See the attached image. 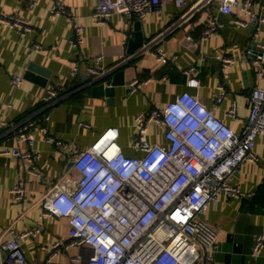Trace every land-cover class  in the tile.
<instances>
[{
	"label": "crops",
	"instance_id": "1",
	"mask_svg": "<svg viewBox=\"0 0 264 264\" xmlns=\"http://www.w3.org/2000/svg\"><path fill=\"white\" fill-rule=\"evenodd\" d=\"M257 1L263 5L264 14V0ZM96 3L97 0H64L70 13L52 17L57 0H0V14H18L32 27L29 33L21 34L0 20V150L16 143L11 124L26 117L40 121L33 130L36 157L27 160L0 151V234L7 228L16 234L42 224V231L24 241L32 264H42L49 257V249L41 244L50 248L56 237H66L69 231L67 217L41 216L43 195L70 168L74 153L86 148L107 126L118 127V142L124 153L140 155L131 145L136 135L135 113L162 108L187 90L239 132L249 116L250 90L256 83L263 84L254 74L249 52L255 25L238 26L234 22L236 9L230 14L217 12V4L211 2L179 19L188 8L168 2L161 10L142 17L112 13L97 21L92 16ZM211 13L218 15L222 26L204 38L202 30ZM71 14L74 22L84 28L83 41L77 49L70 41L75 32ZM139 30L144 44L131 54L129 41ZM256 37L264 44V23ZM146 44L151 45L149 50ZM158 45L170 56L167 63L155 61L151 51ZM97 55H102L106 69L92 75L88 67ZM222 55L233 59L229 67L223 66ZM75 63L79 70L72 75ZM189 66L195 67L194 76L200 79L195 87L187 84L184 69ZM30 70L33 76L29 77L26 71ZM18 74L22 77L20 84L13 81ZM134 77L147 81L128 93V83ZM116 79L122 81L113 85L111 95L99 94L98 85L106 86L107 81ZM52 85L63 88L65 93L44 100ZM220 85L223 97L217 101ZM233 101L236 117L227 114ZM163 130L161 124L151 123L149 140L165 143ZM20 147L29 149L26 141L20 142ZM254 149L258 160L244 162L235 173L234 181L241 192L231 198L219 195L203 213L222 232L212 260L202 264H264V248L253 253L254 237L264 233V133L258 134ZM70 171L68 180L74 182L78 173ZM17 181L24 183L22 201H16L9 191ZM77 251L71 247L53 258L68 261Z\"/></svg>",
	"mask_w": 264,
	"mask_h": 264
},
{
	"label": "built area",
	"instance_id": "2",
	"mask_svg": "<svg viewBox=\"0 0 264 264\" xmlns=\"http://www.w3.org/2000/svg\"><path fill=\"white\" fill-rule=\"evenodd\" d=\"M168 2L188 8L179 19L214 2L217 12L230 14L236 9L234 22L238 26L255 25L252 40L256 49L250 48L249 52L254 74L263 84L256 83L250 90L246 123L241 131H235L199 96L186 90L162 108L135 113L136 135L131 145L140 155L124 153L118 142V127L107 126L86 148L74 153L70 168L51 183L40 201L41 216H64L69 225L66 237H56L50 248L40 245L49 249V257L42 264H202L204 260H212L222 230L210 224L203 213L219 195L231 198L240 193L235 173L244 162L259 158L254 145L258 134L264 133V44L256 36L264 23L263 5L257 0H97L92 16L97 21L112 13L142 17L161 10ZM55 8L52 17L68 11L64 0H57ZM71 18L75 32L70 41L77 49L83 41L84 28L74 22V15ZM0 20L21 34L32 30L25 18L15 13L0 14ZM220 26L218 15L211 13L202 37L211 35ZM149 46L146 44V50ZM151 52L157 62L167 63L170 59L161 45ZM102 58L97 55L94 64L88 67L92 75L105 71ZM221 59L224 67H229L233 60L227 55ZM78 70L75 63L71 74ZM184 73L188 86L200 84V79L194 76V66L185 68ZM21 78L15 75L13 81L20 84ZM146 81L130 79L127 92H135ZM219 88L217 101L223 97V87ZM62 90L52 85L43 99H54ZM235 107L233 101L227 114L236 117ZM1 121L4 126V120ZM39 123L36 118L26 117L11 124L16 143L0 151L32 160L37 156L32 146L33 130ZM151 123L164 127L165 143L149 140ZM24 141L29 149L20 147ZM71 169L78 173L74 182L68 180ZM9 191L16 201H22L23 181L15 182ZM43 229L42 224H35L15 234L7 228L0 234V264H32L24 241ZM254 241L253 253L261 252L264 233L256 234ZM71 247L78 251L68 261L53 258Z\"/></svg>",
	"mask_w": 264,
	"mask_h": 264
},
{
	"label": "water",
	"instance_id": "3",
	"mask_svg": "<svg viewBox=\"0 0 264 264\" xmlns=\"http://www.w3.org/2000/svg\"><path fill=\"white\" fill-rule=\"evenodd\" d=\"M138 23V21H136ZM130 43V48L128 49V52L131 53V54H134V52L139 49L140 46H142L144 43H143V34L141 32V30H139L138 32L135 33V36L130 39L129 41ZM252 50L255 49V46H256V43L255 41L253 40L252 42ZM26 73H28V76H33L31 70L30 71H26ZM121 74V73H120ZM117 81H122V80H110V81H107L106 83V86L105 84H102V85H98V92L99 94H107V95H111L113 93V85H115L116 83H118ZM120 83V82H119Z\"/></svg>",
	"mask_w": 264,
	"mask_h": 264
},
{
	"label": "trees",
	"instance_id": "4",
	"mask_svg": "<svg viewBox=\"0 0 264 264\" xmlns=\"http://www.w3.org/2000/svg\"><path fill=\"white\" fill-rule=\"evenodd\" d=\"M67 88H68V87H67ZM66 90H67V89H66ZM63 93H65V91H61V92H60V94H63Z\"/></svg>",
	"mask_w": 264,
	"mask_h": 264
}]
</instances>
